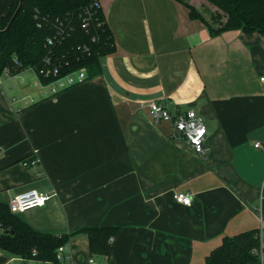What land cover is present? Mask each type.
<instances>
[{"label": "crops", "instance_id": "crops-1", "mask_svg": "<svg viewBox=\"0 0 264 264\" xmlns=\"http://www.w3.org/2000/svg\"><path fill=\"white\" fill-rule=\"evenodd\" d=\"M189 1L210 18L212 6ZM100 2L115 50L99 75L51 96L28 69L0 80V202L50 196L18 214L41 232L120 228L110 256L74 235L70 264H206L225 236L264 238V36L213 35L176 0ZM8 4L0 0V16ZM151 100L204 117L206 158L154 120ZM30 157L36 170L24 165ZM12 258L51 264L4 251L0 264Z\"/></svg>", "mask_w": 264, "mask_h": 264}, {"label": "trees", "instance_id": "trees-1", "mask_svg": "<svg viewBox=\"0 0 264 264\" xmlns=\"http://www.w3.org/2000/svg\"><path fill=\"white\" fill-rule=\"evenodd\" d=\"M176 1L186 5L190 17L202 19L213 35L240 30L246 33L258 32L264 36V0H204L212 6L210 18L189 0ZM94 2L95 0H9L5 14L0 16V76L7 67L14 75L30 67L38 71L45 65L48 56L51 57V65L60 67L61 75L82 68L87 69L89 78L99 75L102 71V58L114 52L115 44L101 7L97 17L102 21V27L91 29V34L99 36L98 43L90 42L91 34L82 29L83 15ZM47 16L50 17L49 22L59 17L65 22V26L70 21V26L74 28L65 41L49 47L45 45V40L56 31L46 22H43V27L38 26L39 21H45L44 17ZM84 46L90 48V54L83 51ZM40 77L44 83L54 80ZM0 228L1 251L25 262L51 264H64L58 259V249L68 246L77 233H85L91 252L102 256L111 255L114 240L120 233L119 227H91L63 234L41 232L33 229L18 214L12 213L9 205L2 202ZM260 244L259 230L225 236L222 244L208 255L206 264H250L259 261L254 250Z\"/></svg>", "mask_w": 264, "mask_h": 264}, {"label": "built area", "instance_id": "built-area-1", "mask_svg": "<svg viewBox=\"0 0 264 264\" xmlns=\"http://www.w3.org/2000/svg\"><path fill=\"white\" fill-rule=\"evenodd\" d=\"M100 1L101 0H95L92 7L86 9L83 15L81 27L88 34L92 33V28L100 29V27H102V21L99 17H97L98 9H100L101 7ZM44 18L45 21H39L38 26L43 27V22H46L50 28L56 31L53 36H48L46 38L45 45L48 47L54 46L58 42L62 43L63 41H65L74 29L73 26H70V21H67V24L65 26V22L60 20L59 17L53 22H49L50 17L48 16ZM99 39L100 38L97 34H91L90 42L98 43ZM81 47L82 46H80V48ZM83 51L85 53L90 54V48L87 46L83 47ZM50 63L51 57L48 56L45 59V65L38 71L34 67L28 68V70H31L36 74L38 79L36 85L40 87L45 96L58 94L61 91L82 84L89 79V75L86 68H82L79 70H75L71 73L61 75L60 67L53 66ZM3 76H14V74H12L10 68L7 67L4 70L3 74L0 76V80ZM40 76L45 79L53 78L54 80L49 83H44ZM260 80L264 84V77H261ZM32 101L34 102V99H32ZM26 103L29 102L26 101ZM147 106L154 120L158 122L167 121L171 123L173 129L172 137L174 139H184L189 144L194 153L201 156L202 158L207 157V153L209 150V132L204 117L199 115L196 110L189 109L187 111L172 112L166 104L157 100L149 101ZM260 146V144L256 145V147ZM38 162L39 159H37L36 157H30L24 161V165L26 167L35 169V166L38 164ZM49 199L50 196L46 194H39L37 191L32 190L15 197L9 203V208L12 213L20 214L31 208L43 207ZM175 199L178 203H181L185 206H191L193 202L192 196L188 193H178L175 195ZM260 238L261 244L259 248H255L254 252L259 256V261L264 264V238L262 232H260ZM111 240L113 241L114 238H112ZM67 247L68 246L65 245L61 246L58 249V259L64 264H70V260L65 255ZM1 254L2 251L0 250V255ZM13 260V258L10 260L11 264ZM94 263V259L92 258L88 261L87 264Z\"/></svg>", "mask_w": 264, "mask_h": 264}, {"label": "water", "instance_id": "water-1", "mask_svg": "<svg viewBox=\"0 0 264 264\" xmlns=\"http://www.w3.org/2000/svg\"><path fill=\"white\" fill-rule=\"evenodd\" d=\"M20 8H21V6L19 7V9L17 10V12L15 13V15H14V17L12 18V20H11L10 24L8 25V27L11 25L12 21H13L14 18L16 17V15H17V13L19 12Z\"/></svg>", "mask_w": 264, "mask_h": 264}, {"label": "rangeland", "instance_id": "rangeland-1", "mask_svg": "<svg viewBox=\"0 0 264 264\" xmlns=\"http://www.w3.org/2000/svg\"><path fill=\"white\" fill-rule=\"evenodd\" d=\"M0 231H1V228H0ZM1 233V232H0Z\"/></svg>", "mask_w": 264, "mask_h": 264}]
</instances>
